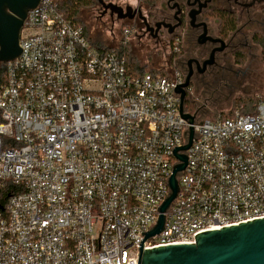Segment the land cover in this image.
Segmentation results:
<instances>
[{"label":"built area","instance_id":"2783aa9c","mask_svg":"<svg viewBox=\"0 0 264 264\" xmlns=\"http://www.w3.org/2000/svg\"><path fill=\"white\" fill-rule=\"evenodd\" d=\"M60 1L27 12L19 56L0 63V187L15 190L0 210V264H136L141 244L264 217V100L226 117L184 108L189 123L178 70L134 71ZM189 127L178 191L145 239Z\"/></svg>","mask_w":264,"mask_h":264},{"label":"flooded vegetation","instance_id":"af4514ba","mask_svg":"<svg viewBox=\"0 0 264 264\" xmlns=\"http://www.w3.org/2000/svg\"><path fill=\"white\" fill-rule=\"evenodd\" d=\"M260 5L264 7L263 0H161L151 6L136 0L129 11L131 19L111 18L108 12L104 15L121 22L123 30L133 36V48L146 49L151 57L144 65L167 66L178 70L183 81L188 79L184 88L186 109L203 86L245 78L239 65H253L255 52L261 50L253 42L252 32L255 29L264 37V16L256 8ZM97 9L102 11L99 5ZM222 12L236 16L235 29L219 30ZM187 13L193 20L186 17ZM159 53L161 60L152 57Z\"/></svg>","mask_w":264,"mask_h":264},{"label":"water","instance_id":"95a60500","mask_svg":"<svg viewBox=\"0 0 264 264\" xmlns=\"http://www.w3.org/2000/svg\"><path fill=\"white\" fill-rule=\"evenodd\" d=\"M38 2L39 0H0V63L19 56L21 28L27 12ZM96 2L102 9L100 16L106 12L109 17L115 16L118 20L131 19L133 16L129 13L132 11L129 5L123 8L111 1ZM190 15L187 13L186 17L191 18ZM187 84L188 79L185 78L175 91L179 94L181 116L192 123L194 115L184 112V88ZM192 137L193 131L189 127L187 142L174 150L179 163L174 165L169 178L170 193L159 208L157 223L145 234V239L158 234L163 228V213L178 191L176 175L186 165V155L177 151H185L190 146ZM194 240L195 242L169 243L150 248H143L141 244L136 264H264V217L200 231L194 234Z\"/></svg>","mask_w":264,"mask_h":264},{"label":"rangeland","instance_id":"374dc122","mask_svg":"<svg viewBox=\"0 0 264 264\" xmlns=\"http://www.w3.org/2000/svg\"><path fill=\"white\" fill-rule=\"evenodd\" d=\"M108 1L122 7L126 5L133 7L136 3V0H107L106 2ZM97 6L98 3L96 2L80 8L75 14V19L83 23L92 43L119 46L123 30L121 22H114L106 15L100 16ZM256 8L261 10V14L264 16V7L260 5ZM253 32L258 33L255 29ZM128 38V50L132 60L134 56L138 58V65H144V61L150 60V54L147 53L146 49L141 51V49L136 47L133 48V36ZM255 53V60L257 61L253 65H239L244 72V79H240V82L222 81L209 87L203 86L200 90L201 92L193 97L186 109L194 113L199 105L201 107L199 110L201 117L208 116L211 118L226 114L240 107H243L247 112L254 111L257 102L264 100V47H261L260 52ZM152 57L154 59H162L160 53ZM152 66L160 67L161 65L154 64L150 67Z\"/></svg>","mask_w":264,"mask_h":264},{"label":"trees","instance_id":"16d2710c","mask_svg":"<svg viewBox=\"0 0 264 264\" xmlns=\"http://www.w3.org/2000/svg\"><path fill=\"white\" fill-rule=\"evenodd\" d=\"M107 1V0H104ZM143 4L147 5H157L161 0H139ZM96 3L95 0H62L60 1V7L63 9L64 13L66 16L75 19V14L80 8L87 7L91 4ZM220 25H219V30L221 32H228L230 30L235 29L237 20L236 16L233 13H227V12H222L220 13ZM78 21V20H76ZM79 22V21H78ZM83 25V23H81ZM85 28V27H84ZM86 30V29H85ZM129 33L125 32L122 30V40L119 43V46H110L113 47L114 49L120 50L122 54L124 55L128 65L134 70L138 71L141 69L138 66V62L133 56V60L130 56L129 50H128V43L129 41L127 40V36ZM253 42L257 43L259 46L264 47V38L262 37L261 34L259 33H254L252 34ZM238 57H243L242 53L237 52ZM240 60H243L240 59ZM140 71V70H139ZM190 104V103H189ZM187 107V105L185 106ZM233 110L230 112L223 114V115H218V117H226L232 113ZM12 192H15L13 186L9 183H7L5 186L0 187V210H2L5 206V203L9 197V195L12 194Z\"/></svg>","mask_w":264,"mask_h":264},{"label":"crops","instance_id":"0c3cea01","mask_svg":"<svg viewBox=\"0 0 264 264\" xmlns=\"http://www.w3.org/2000/svg\"><path fill=\"white\" fill-rule=\"evenodd\" d=\"M140 68H143L144 67V69H154V68H156V66H152V67H150L151 65H142V66H140V65H138Z\"/></svg>","mask_w":264,"mask_h":264}]
</instances>
